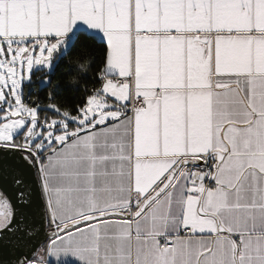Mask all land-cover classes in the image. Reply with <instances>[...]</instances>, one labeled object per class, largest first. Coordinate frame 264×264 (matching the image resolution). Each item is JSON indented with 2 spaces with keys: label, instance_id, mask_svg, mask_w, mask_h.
Instances as JSON below:
<instances>
[{
  "label": "snow or ice",
  "instance_id": "1",
  "mask_svg": "<svg viewBox=\"0 0 264 264\" xmlns=\"http://www.w3.org/2000/svg\"><path fill=\"white\" fill-rule=\"evenodd\" d=\"M178 2L248 23L0 0V264H264V0ZM157 36L191 38L182 77Z\"/></svg>",
  "mask_w": 264,
  "mask_h": 264
},
{
  "label": "crops",
  "instance_id": "2",
  "mask_svg": "<svg viewBox=\"0 0 264 264\" xmlns=\"http://www.w3.org/2000/svg\"><path fill=\"white\" fill-rule=\"evenodd\" d=\"M159 20L164 28L177 27L181 31L196 27L222 26L226 22L234 25H245L249 17L241 13L238 5L201 4L197 11L192 10L191 4H184L178 0H165L161 7L156 4L150 6L148 19L155 23ZM152 42L151 59L148 67L150 75H159L158 69L163 66L166 78L168 76L182 77L185 44H191V38L178 37H149ZM159 46V48L157 47ZM169 69L171 70L169 72Z\"/></svg>",
  "mask_w": 264,
  "mask_h": 264
}]
</instances>
